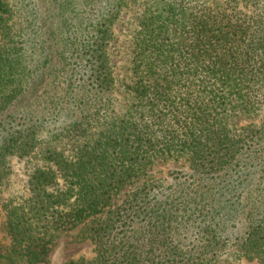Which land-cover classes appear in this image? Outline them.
<instances>
[{
  "label": "trees",
  "instance_id": "16d2710c",
  "mask_svg": "<svg viewBox=\"0 0 264 264\" xmlns=\"http://www.w3.org/2000/svg\"><path fill=\"white\" fill-rule=\"evenodd\" d=\"M16 1L13 8L0 0V116L35 93L55 55L58 63L72 56L87 64L82 94L73 91V96L89 103L92 112L85 108L79 118L99 119L104 108L107 119L97 133L87 132L93 139L78 148L74 160L57 149L45 152L50 165L31 174L27 207H14L8 216L11 244L0 249V264L43 262L52 231L91 219L92 238L105 247L104 264H212V249L229 240L264 256V185L237 193L256 177L257 166L264 178V122L236 133V123L252 119L264 105V0H161L146 8L134 35L136 79L127 91L129 102L118 112L107 47L120 7L101 9L104 21L88 27L78 4L89 0H40L41 10L30 5L32 0ZM16 14L34 32L32 48L34 28L46 27L45 40L34 51L36 77L34 70L22 75L18 53L1 45L2 38L15 41L7 22ZM34 127L36 122L6 129L0 182L7 158L35 147ZM181 159L188 162L189 176L158 193L151 169ZM230 194L243 196L245 205H223ZM241 213L246 214L243 230L229 232V223ZM189 218L202 220V245L184 255L180 230L187 229ZM145 247L158 251L150 263L141 257ZM165 258L167 263H159Z\"/></svg>",
  "mask_w": 264,
  "mask_h": 264
},
{
  "label": "rangeland",
  "instance_id": "374dc122",
  "mask_svg": "<svg viewBox=\"0 0 264 264\" xmlns=\"http://www.w3.org/2000/svg\"><path fill=\"white\" fill-rule=\"evenodd\" d=\"M2 1H7L11 7L16 8V0ZM159 1L161 0H89L84 2L80 1L78 4V13L87 22L85 25H88V27L98 21H104L101 18V9L104 11L115 6L120 7L118 16L113 17L114 22L110 30L112 39L107 47L109 64H111L112 70L114 71L116 82L115 97L117 101L114 110L117 112L121 111L123 106L129 102L130 95L127 91H129V86L136 79L132 69L134 35L140 28V21L145 9L154 8ZM26 2L29 3L28 0ZM30 5L38 10L44 7L40 0H32ZM24 21L22 15L20 17L19 14H16L14 18L7 22L11 37H14L15 41L11 44L8 37L6 39L2 38L1 45H7L10 51L18 53L16 59L20 61L18 65L22 75L25 73L31 75L34 70V77H36L35 72L37 70H35V66L38 64L39 55H36L34 51L45 40L46 27L43 28L39 24L38 27L34 28L37 31V36L34 41V47L32 48L29 37L34 32L24 27L26 24ZM50 57V73L47 74L43 83L39 84L40 87L35 93L34 90H31L30 96L22 97L21 101L16 102L0 116V142L6 135V129L12 126L18 129L26 128L29 124L36 122V127L31 130H37V136L34 141L35 147L24 156L11 155L7 158L8 160L4 166L6 174L0 182L1 250H4L11 244L7 222L12 209L14 207L21 209L28 205V199L31 195L29 181L31 174L37 167H48L50 165L44 157L45 152L47 150L57 149L58 151L64 152L69 160H74L75 152L78 148L93 139L90 136L88 138L87 132L90 134L97 133L102 127L106 126L105 122L107 117L104 116V108H102L101 118L99 119L90 121L89 119H85V117L79 118L80 113L85 108L90 113L92 112V107H90L89 103H82L81 100L74 99L73 96V91L78 92L76 95L82 94L79 91L82 87V77H86L87 64L78 62L72 56L68 57L67 60H63L61 63H58L55 55H51ZM55 75L57 76L55 77ZM35 95H37L36 98ZM32 97L35 100L30 101ZM97 106L98 103H95L93 110ZM263 122L264 105H262V109L258 112V115L252 119L244 117L239 120L236 123V133H241V129L245 126L250 124L259 126ZM86 129L88 130L86 131ZM256 142L258 141L256 140ZM255 169L256 173L254 174L256 177L248 182V186L245 185V189L237 188L238 196H240V191H243V194L249 190L254 191L257 189L256 187H259L257 185L259 182H261V187L264 185V178L260 180L262 179L260 176L262 175L263 168L261 169L260 166H257ZM189 172L188 162L181 159L178 161L170 160L160 162L151 169L149 175L154 182L156 191L158 193L160 191L167 193L175 183L180 181L184 182L189 176ZM239 179L240 177L236 178V180L234 179V183H238L240 181ZM63 184V180L60 179L59 187L61 189H65ZM49 190L52 192L57 191L56 187L55 189L51 187ZM125 194L120 196L117 201L121 202ZM243 199V196L239 199L237 196H231L230 194L221 201L223 205H228L229 208L235 204L243 207L245 205V200ZM245 215L241 213L239 218L232 220L227 230L230 229L229 232L238 231L240 233V230L244 228ZM200 221L202 220L192 218L189 221L190 225L187 229L185 231L180 230V237L184 241L181 243L184 249V255L185 253L197 250L202 245V234L200 232L204 228ZM93 225L94 221L91 219L84 221L78 227L71 230L52 231L50 251L46 260L38 264H70L72 261L79 264H104L102 257L105 247H100L92 238ZM194 225H198V227ZM238 244L234 243L233 240H229L227 243L219 242L212 249L215 254L210 262L212 264H264V256H259L258 252L255 253L254 251L246 250L245 247ZM145 249L141 257H144L143 262L150 263V261L152 262L153 256L158 254V251L153 250L154 253H151L149 250L151 248L145 247ZM182 257L183 255L178 260L182 261ZM165 262L166 258L159 261V263Z\"/></svg>",
  "mask_w": 264,
  "mask_h": 264
}]
</instances>
